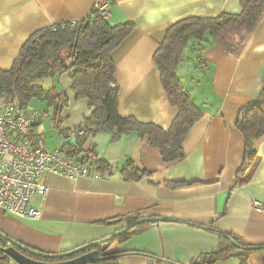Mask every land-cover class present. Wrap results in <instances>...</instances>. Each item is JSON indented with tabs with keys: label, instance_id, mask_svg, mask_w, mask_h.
Instances as JSON below:
<instances>
[{
	"label": "crops",
	"instance_id": "1",
	"mask_svg": "<svg viewBox=\"0 0 264 264\" xmlns=\"http://www.w3.org/2000/svg\"><path fill=\"white\" fill-rule=\"evenodd\" d=\"M105 3L110 24L135 25L113 55L120 114L169 129L178 111L169 104L154 62L167 30L188 17L238 14L240 0H0V69L12 67L21 47L38 30L83 20ZM186 55L178 74L194 104L202 109V117L184 141L183 159L166 162L160 149L135 132L117 140L110 133L90 135L83 148L106 161L110 172L78 179L47 174V196L32 199L40 218H19L0 209V231L26 247L55 254L107 237L132 218L161 217L212 226L244 244L263 245L264 135L257 142L253 166L239 184L236 172L245 144L235 124L241 109L255 101L262 89L264 13L234 55L216 47L207 48L199 60H192L191 51ZM71 84L70 75L65 74L49 79L46 86L66 91L69 106L62 112L61 126L68 133L75 132L91 113L89 102L76 99ZM43 122L31 130L34 147L56 151L63 143L74 142L76 135H58L47 147ZM129 161L147 175L126 180L122 169ZM254 201L263 210H256ZM224 242L215 232L189 224L158 222L122 242L118 250L123 256L114 262L192 264ZM215 264H240V260L232 257ZM249 264H264V252L250 254Z\"/></svg>",
	"mask_w": 264,
	"mask_h": 264
},
{
	"label": "trees",
	"instance_id": "2",
	"mask_svg": "<svg viewBox=\"0 0 264 264\" xmlns=\"http://www.w3.org/2000/svg\"><path fill=\"white\" fill-rule=\"evenodd\" d=\"M240 4L242 10L238 14L188 17L167 30L154 55V62L169 104L178 111L169 129L120 114V88L113 55L135 30V25L131 22L112 25L97 9L83 20L59 22L35 32L21 47L12 67L0 69V103L8 100L29 108L34 100L46 102L53 109L52 118L59 135H66V138L76 135L74 142L63 143L59 150L65 156L75 158L91 173L106 175L110 172L106 161L98 158L93 150L83 148L88 137L98 133H110L117 140L122 135L135 132L141 138H146L151 147L160 149L166 162L183 159L184 141L192 126L202 117V109L194 104L191 93L181 81L178 68L186 60L187 51L195 55L192 60H199L209 47L219 48L230 55L239 50L258 25L264 13V0H240ZM65 74L70 75V89L76 99H86L91 111L84 123L72 133L61 126L62 112L69 106L66 91L55 86L46 88L43 84L47 78ZM262 83L258 98L241 109L235 124L245 144L243 162L236 172L239 184L245 181L243 176L253 166L257 142L264 135V78ZM122 174L126 180H137L147 175V172L129 161L122 169ZM135 220L138 218L128 220V224ZM151 224L154 223L135 226L109 241V248L101 252V256L123 254L118 250L119 245ZM215 233L224 239V245L197 257V264H215L232 257L238 258L240 264H249L250 254L255 251L240 250L218 232ZM227 234L247 245L230 233ZM6 244L0 238V245ZM1 255L0 252V264H9ZM114 259L97 264H116Z\"/></svg>",
	"mask_w": 264,
	"mask_h": 264
},
{
	"label": "built area",
	"instance_id": "3",
	"mask_svg": "<svg viewBox=\"0 0 264 264\" xmlns=\"http://www.w3.org/2000/svg\"><path fill=\"white\" fill-rule=\"evenodd\" d=\"M96 9L108 18V3L97 5ZM42 119L39 111L23 108L18 102L0 103V209L19 218H40L41 213L32 205V199L47 196V174L70 179L101 177L60 150L34 147L30 141L31 130ZM254 207L263 210L256 201Z\"/></svg>",
	"mask_w": 264,
	"mask_h": 264
},
{
	"label": "water",
	"instance_id": "4",
	"mask_svg": "<svg viewBox=\"0 0 264 264\" xmlns=\"http://www.w3.org/2000/svg\"><path fill=\"white\" fill-rule=\"evenodd\" d=\"M116 222V221H112ZM111 222V223H112ZM158 222H177L184 224H191L199 229L206 231H215L220 235L225 237L233 246L240 250L244 251H262L264 250L263 245H243L237 242L232 236H229L226 232H223L219 229L210 226H201L191 222H185L172 218H161V217H148L135 220L122 229H119L112 233L111 235L92 241L80 247H77L71 251L64 253H41L29 247H26L22 243L14 240L13 238L7 236L2 231H0V238H2L7 244L0 245V252L2 253L1 258L5 257L8 260L9 264H97L110 259H114L123 254L112 255V256H101V252H105L109 248L108 242L115 239L117 236H120L123 233L131 230L135 226L144 224V223H158ZM99 246H102L101 249H98ZM193 264H197V261H194Z\"/></svg>",
	"mask_w": 264,
	"mask_h": 264
},
{
	"label": "rangeland",
	"instance_id": "5",
	"mask_svg": "<svg viewBox=\"0 0 264 264\" xmlns=\"http://www.w3.org/2000/svg\"><path fill=\"white\" fill-rule=\"evenodd\" d=\"M49 79L51 78H47L43 81V84L45 87L49 83ZM30 109H33V110L36 109L42 113V118L44 119V122H43L44 124L42 127L46 130V133H47V136L45 137V141L48 140V143L46 142L47 147L48 145L51 147V145L56 142L57 138H59L58 130L52 120L53 109H50L46 102H43L40 100L32 101Z\"/></svg>",
	"mask_w": 264,
	"mask_h": 264
}]
</instances>
